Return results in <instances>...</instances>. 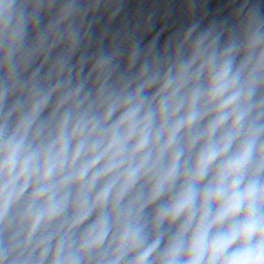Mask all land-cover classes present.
Listing matches in <instances>:
<instances>
[{
    "label": "clouds",
    "instance_id": "1",
    "mask_svg": "<svg viewBox=\"0 0 264 264\" xmlns=\"http://www.w3.org/2000/svg\"><path fill=\"white\" fill-rule=\"evenodd\" d=\"M206 4L0 0V264H264V0Z\"/></svg>",
    "mask_w": 264,
    "mask_h": 264
}]
</instances>
